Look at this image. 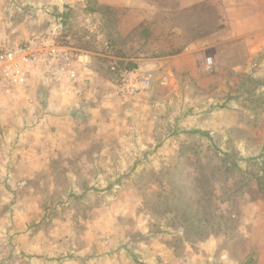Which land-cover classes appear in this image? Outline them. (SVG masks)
Returning <instances> with one entry per match:
<instances>
[{
    "label": "rangeland",
    "instance_id": "1",
    "mask_svg": "<svg viewBox=\"0 0 264 264\" xmlns=\"http://www.w3.org/2000/svg\"><path fill=\"white\" fill-rule=\"evenodd\" d=\"M190 1L0 0V40L53 33L89 54L94 88L93 122L71 124L72 156L57 148L52 171L16 190L8 179H18L2 175L13 207L0 214L34 220L18 234L4 232L13 223L4 220L0 264H264V0H205L224 27L194 45L193 68L172 53L197 40L184 23L197 20ZM118 50L149 88L115 94ZM9 113L5 122L0 113L3 138L39 132L47 118L37 104ZM30 115L38 118L18 120ZM83 148L95 169L79 167L73 154ZM28 238L44 242L41 251H27Z\"/></svg>",
    "mask_w": 264,
    "mask_h": 264
},
{
    "label": "crops",
    "instance_id": "2",
    "mask_svg": "<svg viewBox=\"0 0 264 264\" xmlns=\"http://www.w3.org/2000/svg\"><path fill=\"white\" fill-rule=\"evenodd\" d=\"M106 4H112V5H130L132 0H104ZM134 1V0H133ZM205 0H191L190 4L196 2H202ZM231 10V11H230ZM229 12H234L233 8H229ZM201 38L190 41V45H186L181 47L182 49L178 52L181 54L185 59H189L187 61V64L190 67H197L198 66V60L197 56H194L195 49L194 45L199 42ZM86 58L89 57V55H84ZM85 60V59H84ZM87 66V65H86ZM142 73V70L140 69V66H137ZM80 73L81 76L84 77H90L87 76V70L84 69V66H80ZM112 75V74H111ZM147 77V76H146ZM91 78V77H90ZM112 83L115 89V94L118 93L117 86L114 84L113 78ZM94 91L92 79L90 80V84L88 88H86L84 94L79 96H64L60 93V88H57L55 86L46 87L41 85L39 82H33V84L30 87H21L17 89L13 94L6 96L4 98H1L2 101H0V113L2 116L6 113L3 118L4 122L7 120L8 115H10V108H15V110H18V108L25 107L26 109L33 110V107L39 105V108H42V111L47 115L45 118V122L42 121V123L39 122L41 125L38 126L36 130L40 129L39 132H33L32 129L21 131L18 130L19 134L13 133V132H5L4 138L0 137V142L3 145L0 147V179L2 180V175H6V172L8 174L14 175L18 179L19 187L21 185L25 186L27 181H33L36 177V175H39L41 171L47 172V170L52 171V165L51 161L52 158L58 155L57 148H62L65 150V153L67 152L68 156L71 152L69 149H67L69 144H74V141L76 139L77 133L73 130V127H71V124L73 126V123H79L84 121H90L92 123V114L94 113V101L91 100L92 92ZM38 96L36 97V95ZM119 94V93H118ZM16 95V96H15ZM21 97L19 102H22L23 106L17 107L15 103H12L11 105H8V103H5V99L7 97L14 98L15 97ZM121 95V94H120ZM15 96V97H14ZM118 97V96H116ZM122 97H118V99H121ZM15 105V106H14ZM24 117H20L18 120H22L21 124H27L34 122L35 119L38 117L35 115H30L26 119H21ZM19 122V123H20ZM44 123V124H43ZM43 124V127H42ZM53 126H55L53 128ZM54 130H51V129ZM42 131V132H41ZM54 131V132H52ZM18 137V138H17ZM4 139V140H3ZM19 142L18 147L15 148V150H10L11 146H17L15 145V141ZM5 142V143H4ZM83 149H78L77 153H74L73 155L78 157L81 156V159L78 160L79 167L80 168H86V169H95L94 163L96 159H90L88 157V154L83 153ZM85 156V157H84ZM6 162V163H5ZM68 162V161H67ZM5 164V165H4ZM9 167L6 168V165ZM97 164V163H96ZM98 169H100L99 166H97ZM101 176V175H100ZM75 180V178H74ZM10 185V184H9ZM29 185V184H28ZM18 187V188H19ZM21 188V187H20ZM2 185H0V211L2 209H10L12 208V203H9L10 196L7 195V193L4 191ZM8 204L10 206H8ZM4 210V211H5ZM7 212V211H6ZM4 212V213H6ZM13 215V216H12ZM12 215H10V212L6 213L5 215L0 214V227L4 220L6 222L11 220V225L9 223L6 224L5 228H3V231L10 234H18L19 232H24L27 230V225L30 221H33L32 217L28 213H21V212H14ZM1 232V230H0ZM29 234V232H27ZM40 240V239H39ZM29 241L28 239H23L22 243L27 246L25 249H29L27 251L31 250H39L41 251V247L43 246L40 241ZM38 248V249H36ZM44 248V247H43Z\"/></svg>",
    "mask_w": 264,
    "mask_h": 264
},
{
    "label": "built area",
    "instance_id": "3",
    "mask_svg": "<svg viewBox=\"0 0 264 264\" xmlns=\"http://www.w3.org/2000/svg\"><path fill=\"white\" fill-rule=\"evenodd\" d=\"M84 55L89 54L59 43L48 31L34 34L18 44L0 40V101L21 87H30L33 82L60 88L64 96L84 94L90 84L89 77L83 78L80 73V66L89 64L83 59ZM211 63L210 59L209 67ZM109 69L121 95H134L151 85L150 78L137 66L127 68L114 60L109 62ZM8 182L15 190L19 187L11 178Z\"/></svg>",
    "mask_w": 264,
    "mask_h": 264
},
{
    "label": "trees",
    "instance_id": "4",
    "mask_svg": "<svg viewBox=\"0 0 264 264\" xmlns=\"http://www.w3.org/2000/svg\"><path fill=\"white\" fill-rule=\"evenodd\" d=\"M208 1L196 2L193 3L188 9L197 13V16L194 17L197 20L187 19V22L184 21L186 24V33L191 37V39H199L205 36L210 35L211 33L220 30L224 27V24L221 21L220 15L212 8L208 7ZM213 21V22H212ZM144 34H149V27L144 26L142 27ZM182 48L175 49L172 53L179 52ZM113 56L109 61H117L124 65L127 68L136 67L137 63L134 62L130 57L127 56L125 52L118 50L116 55ZM157 56L165 55L163 52L156 53ZM103 60H108L103 58ZM109 72L111 73L110 69ZM112 74V73H111ZM112 78H114L112 74Z\"/></svg>",
    "mask_w": 264,
    "mask_h": 264
}]
</instances>
